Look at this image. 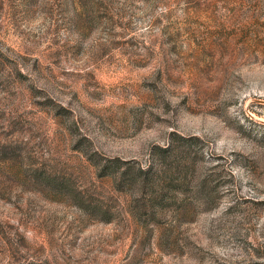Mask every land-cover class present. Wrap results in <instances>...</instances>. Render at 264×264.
Here are the masks:
<instances>
[{"label": "rangeland", "instance_id": "1", "mask_svg": "<svg viewBox=\"0 0 264 264\" xmlns=\"http://www.w3.org/2000/svg\"><path fill=\"white\" fill-rule=\"evenodd\" d=\"M0 264H264V0H0Z\"/></svg>", "mask_w": 264, "mask_h": 264}, {"label": "trees", "instance_id": "2", "mask_svg": "<svg viewBox=\"0 0 264 264\" xmlns=\"http://www.w3.org/2000/svg\"><path fill=\"white\" fill-rule=\"evenodd\" d=\"M148 172L147 173H144V176L140 179V183L142 184L143 187H145V183H147V181L149 180V177H147L148 175Z\"/></svg>", "mask_w": 264, "mask_h": 264}]
</instances>
